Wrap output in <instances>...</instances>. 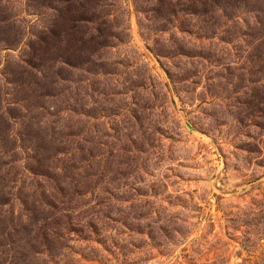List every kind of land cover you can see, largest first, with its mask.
<instances>
[{
	"label": "rangeland",
	"instance_id": "374dc122",
	"mask_svg": "<svg viewBox=\"0 0 264 264\" xmlns=\"http://www.w3.org/2000/svg\"><path fill=\"white\" fill-rule=\"evenodd\" d=\"M255 1L0 0V264H264Z\"/></svg>",
	"mask_w": 264,
	"mask_h": 264
},
{
	"label": "trees",
	"instance_id": "16d2710c",
	"mask_svg": "<svg viewBox=\"0 0 264 264\" xmlns=\"http://www.w3.org/2000/svg\"><path fill=\"white\" fill-rule=\"evenodd\" d=\"M65 2L69 3L70 0H64ZM238 1H245V0H238ZM255 9L261 11L264 13V0H256L255 3L253 4ZM67 19L68 21L71 23V27L73 26L74 27V22L76 21V16L72 15V14H69L67 16ZM3 195L0 196V204H4V200H3ZM40 213V211H38ZM42 213V212H41ZM40 213V214H41ZM38 214V213H37ZM45 219L44 217H42L41 215L39 216H36L34 215L33 217H30V221L26 224V225H23L21 229L19 230H16V236L21 238V239H26L27 243H30V242H33L34 240H39L40 238H45V239H48L47 236L51 235L50 233H48L47 230L45 231H42L44 227H38V220L39 219ZM61 226H63V224L61 223ZM65 227L67 230L69 231H82L84 230V227L81 226L80 228L77 227V226H71L70 228H67L66 226H63ZM53 231V230H52ZM53 233L55 234L56 232L53 231ZM53 234V235H54Z\"/></svg>",
	"mask_w": 264,
	"mask_h": 264
}]
</instances>
